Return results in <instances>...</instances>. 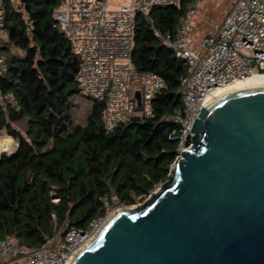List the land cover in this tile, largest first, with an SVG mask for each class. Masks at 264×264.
Here are the masks:
<instances>
[{"label":"trees","instance_id":"trees-1","mask_svg":"<svg viewBox=\"0 0 264 264\" xmlns=\"http://www.w3.org/2000/svg\"><path fill=\"white\" fill-rule=\"evenodd\" d=\"M193 1L155 7L154 27L175 34ZM62 2L19 0L16 7L2 0L9 40L1 46L6 71L0 77V131L18 149L0 156V238L30 249L53 237L63 240L73 228L86 229L112 208L134 206L165 182L177 159L178 140L170 136L179 131L166 116L184 107L179 90L187 63L139 15L134 62L140 71L161 75L164 86L154 97L152 117L124 119L107 132L105 103L83 93L81 60L55 26ZM80 100L90 105L84 122L75 114Z\"/></svg>","mask_w":264,"mask_h":264},{"label":"water","instance_id":"water-1","mask_svg":"<svg viewBox=\"0 0 264 264\" xmlns=\"http://www.w3.org/2000/svg\"><path fill=\"white\" fill-rule=\"evenodd\" d=\"M193 132L158 190L109 216L70 264H264V86L211 102ZM0 136V156L15 154Z\"/></svg>","mask_w":264,"mask_h":264},{"label":"built area","instance_id":"built-area-1","mask_svg":"<svg viewBox=\"0 0 264 264\" xmlns=\"http://www.w3.org/2000/svg\"><path fill=\"white\" fill-rule=\"evenodd\" d=\"M203 1L192 2L175 34L155 28L151 13L158 6H180L182 0H63L54 12L55 26L66 34L81 60L83 93L105 103L102 115L107 132L124 119L140 114L152 117L154 97L164 86L161 75L140 71L134 62L139 15L152 24L154 35L187 63L188 71L180 79L179 90L183 113L166 116L179 126L177 135L170 136L178 140L177 158L192 145L194 125L215 90L264 74V0H238L220 27L195 40L193 22ZM10 2L17 7L19 0ZM8 40L5 9L0 0V77L6 71L1 46ZM133 86L139 89L132 95ZM137 92L141 95L140 107ZM1 98L0 93V101ZM8 99L13 101L11 96ZM107 219L108 216L98 218L86 229L73 228L62 241L53 237L38 249L21 246L12 237L0 238V259H11L15 264H70Z\"/></svg>","mask_w":264,"mask_h":264},{"label":"rangeland","instance_id":"rangeland-1","mask_svg":"<svg viewBox=\"0 0 264 264\" xmlns=\"http://www.w3.org/2000/svg\"><path fill=\"white\" fill-rule=\"evenodd\" d=\"M114 3H128L129 0H111ZM238 0H204L200 7L199 10L194 18V32L192 33V38L199 40L203 35L208 34L211 30L220 27L223 21L225 20L227 14L231 12ZM19 6V3H18ZM139 89V86H133L132 87V95L134 94L135 91ZM1 100H4V98H1ZM90 109V105L84 101L80 100L76 104V117L78 120L81 122H84L86 119V116L88 114V111ZM22 131L25 132L26 130V125L25 123H22L20 125ZM0 141H3V144L0 146L1 151H4L7 149L8 146V141L7 139H2L0 137ZM15 142V141H14ZM16 143V142H15ZM146 199H144L145 201ZM140 202L141 204L144 202ZM139 204V203H138ZM137 205V204H136ZM135 206V205H134ZM119 208L123 207H116L112 208L109 211V214L107 215L112 216L116 212H118ZM59 241H62L59 239ZM15 261L7 260V259H0V264H15Z\"/></svg>","mask_w":264,"mask_h":264},{"label":"bare ground","instance_id":"bare-ground-1","mask_svg":"<svg viewBox=\"0 0 264 264\" xmlns=\"http://www.w3.org/2000/svg\"><path fill=\"white\" fill-rule=\"evenodd\" d=\"M256 86H264V74H258V75H255L253 77H250L249 79H247L245 81L236 82V83H233L231 85H228V86H225L223 88L215 90L209 96V98L207 100V105L210 104L211 102L217 100L218 98L222 97L223 95H225L229 92H232L234 90L256 87ZM118 212H120V210ZM118 212H116V213H118ZM89 242L87 244H89Z\"/></svg>","mask_w":264,"mask_h":264},{"label":"crops","instance_id":"crops-1","mask_svg":"<svg viewBox=\"0 0 264 264\" xmlns=\"http://www.w3.org/2000/svg\"><path fill=\"white\" fill-rule=\"evenodd\" d=\"M195 31V30H194ZM203 36H205V35H203ZM202 38V37H201ZM196 40V39H195Z\"/></svg>","mask_w":264,"mask_h":264}]
</instances>
